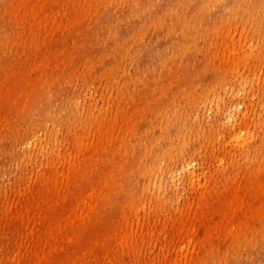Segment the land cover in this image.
I'll return each instance as SVG.
<instances>
[{"label": "rangeland", "instance_id": "obj_1", "mask_svg": "<svg viewBox=\"0 0 264 264\" xmlns=\"http://www.w3.org/2000/svg\"><path fill=\"white\" fill-rule=\"evenodd\" d=\"M33 1L0 0V264H58L64 253L93 264H260L264 252L253 254L252 240L264 247V150L245 163L235 139L254 143L264 118V0H245L239 11L225 0L210 14L203 0H147L151 10L134 6L127 20L117 19L119 10L128 12L124 0H36L44 12H32ZM111 24L129 42L105 51L103 64L96 51L102 39L121 41L103 31ZM170 28L180 29L175 47L169 43L160 62L147 65L141 97L130 56L150 60L156 37ZM218 64L232 68L227 80L239 78L225 85L226 104L202 100L188 121L181 109L148 116L144 100L155 84L180 77L188 92L202 89ZM218 109L231 118L220 114L223 126L209 133ZM169 119L170 131L181 133L175 145L190 151L161 155L162 193L154 182L145 192L135 185L126 217L121 202L112 214L106 194L126 197L130 175L151 148L139 144L132 158L129 136L157 131L155 140L170 145ZM173 185L175 194L163 192ZM101 195L106 204L83 219ZM214 196L233 202L209 203ZM75 202L83 204L64 219ZM219 222L226 232L217 233ZM52 225L68 231L74 250L54 252L57 240L58 247L67 242Z\"/></svg>", "mask_w": 264, "mask_h": 264}, {"label": "bare ground", "instance_id": "obj_2", "mask_svg": "<svg viewBox=\"0 0 264 264\" xmlns=\"http://www.w3.org/2000/svg\"><path fill=\"white\" fill-rule=\"evenodd\" d=\"M113 4L115 5L116 0H112ZM122 2V1H121ZM124 4H127V9L128 12H123L124 10H119L121 11L119 13V17H117V19H122V20H127L128 19V15L133 13V8L134 6H139L142 7L143 10L145 11H150L152 4H150L151 2L147 1V0H124L123 1ZM122 2V3H123ZM204 2V7H208L209 14L211 13V10H222L223 5L225 4V0H203ZM30 3V1H29ZM160 3V2H158ZM244 4L246 6V4L248 5V2H246L245 0H235L234 2V6L233 8H235V10L239 11L241 9L244 8ZM251 4V2H250ZM147 6V7H146ZM47 8V5H39L38 2L35 0L32 2V6H31V10L32 12L35 11H43L44 8ZM146 7V8H145ZM116 8V7H115ZM247 8V7H246ZM115 11V10H114ZM117 9L115 11V16L118 15L117 13ZM230 11V9L228 10ZM248 11H250L248 9ZM44 12V11H43ZM256 13H259V11ZM255 13V14H256ZM48 16V14H46ZM261 17V16H260ZM114 21V20H113ZM178 29L175 30L173 28L168 29L167 31L162 32L159 37H156V46H155V53L154 56L146 61L143 56L139 55V56H130V67H133L132 69V75H133V80L136 84H139L141 86V90L139 92L141 97L143 96V90H145V85L146 83L144 81H142V79H144V71L146 70V67L148 64L152 63V62H160V58L162 57V55L164 54L165 49H167L169 47V43L173 44V47H175L174 45L177 42L178 39ZM103 31L107 34V35H111V34H115L116 32L118 33V38L120 37V42L119 44L116 43L115 45H113L112 43H106L103 39L101 41V43L98 45L96 51L97 53H100L101 55L100 60L101 63H105V59L103 57V53L105 51H111V53H115L119 48L118 46H122L124 44H128L129 42V38L126 36V32L125 29H122L118 32V29H116V25L115 24H111L109 26L104 25L103 26ZM105 34V35H106ZM135 35H139V33L135 34ZM142 36V35H141ZM132 38V37H131ZM172 50H175V48H172ZM91 55H94L95 51H89ZM195 65V63H194ZM78 66H80L81 68L84 66L82 64H78ZM229 69H232L228 66V64H218L217 65V69L214 72V75H212V77L210 78V80H208L207 82H203L201 85L205 86V88L202 87L195 89L191 92H188V89L186 87V82H185V78H178L176 80H174V83L172 84H167V86L164 85H160V83L155 84L154 85V89H153V93H152V99H148L144 100V103H146L148 105V116L152 117L153 115H164L166 114L169 116H176L177 110L181 109V118L184 120L186 119L188 121V119H191V115H192V110L196 107V105L198 106L199 102L202 100H212V102H217L220 103L221 101L224 102L226 104V101L228 100V96L226 93V88L225 85L227 83H232V81L234 80H239V78H231L229 80H227L228 78V71H231ZM222 73V75L219 76V74ZM232 73V72H231ZM195 77V76H194ZM220 79V80H219ZM219 80L218 83H216ZM224 83V84H223ZM221 84V86H220ZM179 86L178 90L175 91V87L174 86ZM166 88V89H165ZM164 89V90H163ZM207 89V90H206ZM211 90V91H210ZM157 93H163L160 96L164 99L165 103L163 108H160V111H154L153 109V103L155 104V94ZM225 94V95H224ZM224 95V96H223ZM222 96V97H221ZM150 101V102H149ZM218 112H216L215 115V119L212 125H209V133L211 132H217L218 128L220 126H223V122L224 119H222V117L220 116V114L225 115L226 116V112L225 111H221L220 109H218ZM230 115L226 116L229 117ZM231 118V116H230ZM171 121L172 119H169V124L165 125L163 128L167 127V130L169 132V138L168 141L170 143V145H166V144H162V143H158L157 140H155L157 134V131H153V132H142V134H140V136L138 135V137L134 136V137H130L127 140L126 143V154L131 153V157L134 158L135 156H138L136 153V147L141 144L143 146H150L151 148L146 149L147 152L145 153V158L146 159L144 161V159L141 160L140 162V166L138 167L137 173H135L134 175H130L129 177V184L128 187L126 189V191L128 192V194L126 195V197L124 198L125 202L123 203L122 199H119L117 196H119V194H111L108 193L106 194L107 200L111 203L112 201L115 203V205H113V207L111 206V208L108 207V209L111 210L112 214L115 213V209H116V204L118 202H121L122 207L121 209H123V214L126 217V202L129 201V199L131 198V193L134 191V186L138 185L139 187H141V191L145 192L146 190H150L149 186L152 184V182H154L155 187H159V191L160 193H162V182L160 180V177L164 175L165 170H163V167L159 164H157V161H159V158L161 155H165V156H172L174 155L173 151H176V154H184L187 151H190V147H185V146H176L175 145V140L178 138L180 133L179 130V134H173L175 132V128L173 129V131H170L171 128ZM229 121V120H227ZM162 126V125H161ZM211 131V132H210ZM256 135L254 136V143L253 142H249L250 139H244V137H238L237 139V146L242 148L243 151L241 153V160L245 163H250L251 159L253 158L254 155H257L260 153V151L264 150V118L263 120H261V122H259L256 126ZM199 133H197L194 137L198 136ZM236 138V137H235ZM248 143V144H247ZM242 144H244L242 146ZM172 148V150H171ZM155 150H158V153L156 155L153 154ZM152 150V151H151ZM173 153V154H172ZM172 154V155H171ZM168 177L170 179H173V174L171 171H169L168 173ZM222 179L219 178L218 182ZM69 179L65 180L68 182ZM64 183V182H63ZM67 186V183H66ZM176 186V185H175ZM173 185L172 187L169 186V190H164V193H169V194H175L176 192V188ZM46 188V187H45ZM44 188V189H45ZM258 190H254V193H256ZM140 194V193H139ZM103 195H101L97 202L95 207H93L91 210H89L83 217V219L87 218V215L89 216V214L93 211V210H98L101 209L100 207H103L106 203H105V198ZM216 196L212 197L209 199V203H212L214 201L217 202V200H219V202H224L225 204L229 203L230 201H232V198L229 197H224V198H215ZM217 199V200H216ZM247 200V199H246ZM108 202V203H109ZM161 202H164L163 199H161ZM235 203V200H234ZM263 206H264V201L262 202ZM83 203H78L75 202L74 206L71 209V213L70 216L69 213H67L66 211H64V219L66 217H69L70 219L72 218V215L75 216V208L81 206ZM237 204V203H236ZM244 205V204H242ZM233 206V205H232ZM262 206V205H261ZM260 206V208H261ZM122 211V210H121ZM225 212V211H224ZM246 215V214H245ZM224 217L228 216V213L225 212V214L223 215ZM264 217V216H263ZM262 218V216H261ZM95 219V218H94ZM207 218H205L204 220H206ZM222 219V218H220ZM224 219V218H223ZM263 219V218H262ZM115 221V220H114ZM124 222V221H123ZM98 223V222H97ZM205 223H209L206 222ZM218 225V229H217V233H224L226 232V228L222 227L223 222H219L217 223ZM81 226V230L87 232V233H91V226H89L88 224H86L85 222L81 221L80 223ZM209 226L207 227V234L210 235V230H209ZM51 230H54L57 232V236H62V241L64 240L63 238L66 239L65 244H63L65 247H58L60 240H57V243L55 245L54 248V252H66V251H70L71 249L74 250V245H73V240L71 236H68L67 233L68 231L64 228H62L61 226H56V225H52V227L50 228ZM214 234V231H211ZM113 233H115L116 236H118V229H116V231L114 230ZM212 234V235H213ZM70 235V234H69ZM262 238V237H261ZM61 239V238H60ZM259 238H255V239H251L252 243L255 244V248L253 251V254H258L259 252L262 253L264 252V247L261 246V244L259 243L258 245L256 244V240ZM121 243V246H126V244L121 241V239H119ZM116 242V241H115ZM104 244V243H103ZM110 244V243H109ZM107 245V244H106ZM105 245V246H106ZM118 246V243H117ZM86 246L79 248V249H85ZM119 250V249H118ZM123 250V249H122ZM114 251V250H113ZM109 252V251H108ZM112 252V250H111ZM123 252V251H122ZM228 252V251H227ZM226 252V253H227ZM64 255H60L59 260H58V264H93V263H97L95 260L91 261V260H87L85 262L82 261L81 258H79L77 256V254H73L71 256V258L65 257ZM119 255V254H118ZM262 257V259L260 258L259 262L260 264L264 263V254L260 255ZM85 257V256H84ZM227 257V256H226ZM221 264V263H220Z\"/></svg>", "mask_w": 264, "mask_h": 264}]
</instances>
